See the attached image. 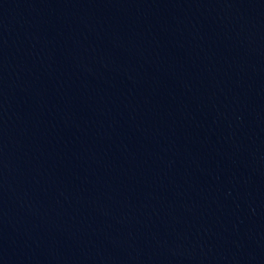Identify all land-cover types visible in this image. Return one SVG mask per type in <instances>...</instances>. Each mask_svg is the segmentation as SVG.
Returning <instances> with one entry per match:
<instances>
[{
	"label": "water",
	"instance_id": "obj_1",
	"mask_svg": "<svg viewBox=\"0 0 264 264\" xmlns=\"http://www.w3.org/2000/svg\"><path fill=\"white\" fill-rule=\"evenodd\" d=\"M0 264H264V0H0Z\"/></svg>",
	"mask_w": 264,
	"mask_h": 264
}]
</instances>
